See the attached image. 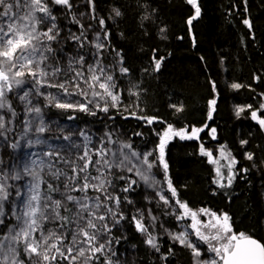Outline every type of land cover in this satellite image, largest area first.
I'll list each match as a JSON object with an SVG mask.
<instances>
[{"label":"snow or ice","instance_id":"snow-or-ice-1","mask_svg":"<svg viewBox=\"0 0 264 264\" xmlns=\"http://www.w3.org/2000/svg\"><path fill=\"white\" fill-rule=\"evenodd\" d=\"M184 3L190 6L185 23L195 47L193 27L202 18L203 7L201 0ZM242 4L247 12L248 0ZM137 6L143 9L141 28L156 22V8L146 0ZM122 7L113 2L105 16L100 15L97 0H0V149L17 153L11 166L0 157V264H127L121 260L124 253L115 248L127 235L113 234L114 229L124 233L126 225L159 254L161 264L184 259L183 253L177 256V245L188 252L184 264H264V221L244 226L224 209L190 207L169 171L168 145L179 139L198 141L199 154L214 166L212 195L220 192L231 203L232 193L226 189H232L238 176L247 178L250 168H237L240 161L227 145H221L214 156L202 141L201 133L206 131L211 139L217 138V128L209 123L218 108L217 82L209 78L206 119L200 126L177 127L159 115L144 114L139 101L146 89L135 83L122 89L117 83L130 76L123 50L111 40L113 26L124 16ZM241 22L254 40L251 18ZM166 33V26L159 27L161 39L167 38ZM119 35L124 38L123 32ZM157 53L152 49L143 73L161 72L166 57ZM252 79L259 83L262 76L254 73ZM228 86L234 91L246 87L238 82ZM259 95L264 101V92ZM169 107L177 120L182 118V102ZM52 108L66 114L68 121L77 120L75 113L92 117L103 113L101 119L107 121L114 122L119 115L142 121L141 127H164L151 129L157 137L154 147H147L149 141L139 149L131 139L116 137L113 130L92 132L71 126L65 132L60 121L46 112ZM245 112L264 131V102L235 106L237 119ZM53 124L61 135H50ZM248 143L240 141L242 147ZM245 159L254 161V153L246 151ZM161 172L162 179H157ZM141 183L154 193L142 199L155 207L137 206L128 195ZM161 216L184 222L183 230L165 227ZM163 236L171 243L162 252ZM132 264H137L135 257Z\"/></svg>","mask_w":264,"mask_h":264},{"label":"trees","instance_id":"trees-1","mask_svg":"<svg viewBox=\"0 0 264 264\" xmlns=\"http://www.w3.org/2000/svg\"><path fill=\"white\" fill-rule=\"evenodd\" d=\"M113 2L124 6V16L113 26L112 44L115 48L123 50L125 66L130 67V76L123 77L119 87L128 89L135 83L139 84L141 89H146L139 101L146 115H159L177 127L189 123L200 126L206 119L208 81L209 78L215 80L220 97L217 112L209 123L217 128V138L211 139L206 131L201 133L202 141L206 149L213 151L214 156H218L217 149L221 145H227L232 155L240 161L237 168H250L246 179L238 176L232 189H226L232 193L229 203L220 192L212 195L215 189L211 181L214 166L199 154V142L174 139L168 145V162L173 183L180 196L190 206H195L194 208L224 209L244 226L264 221V163L261 162L264 161V131L251 120L248 112L242 114L240 119L235 116L236 105L252 104L256 107L259 102H264L259 95L264 92V0H248L247 12L243 10L242 0H201L202 18L195 21L193 27L196 36L195 47L192 46L185 23L190 6L186 5L184 0H146L157 9L156 22L145 25L146 35L145 28L140 27L143 9L137 6L145 0H97L100 15L106 16L108 6ZM245 17L251 18L254 40L241 22ZM164 26L167 27V38L161 39L158 30ZM121 32L124 33V38L119 35ZM154 48L158 49V55L166 57L164 66L160 73L145 74L142 68L148 65ZM168 53L171 55L168 56ZM200 57H203V60ZM254 73L262 76L259 83L253 81ZM232 82L244 84L246 87L234 91L228 86ZM247 85H251L254 91ZM177 102L184 104V112L180 114L182 118L179 120L172 115V109L169 107L170 103ZM125 103L129 101L125 100ZM51 112L47 113L58 118L66 117V114L61 115L59 110L53 109ZM75 115L77 120L70 122H82V125L113 130L119 139H131L134 147L149 141L154 147L157 137L151 129L161 131L164 127L162 124H154L151 129L147 126L141 127L142 121L132 118L125 120L119 115L114 122L101 119L104 117L103 113H98L99 118L83 113ZM136 132H143V137L135 136ZM242 139L248 140L249 143L242 147ZM246 151L254 153V161L245 159ZM222 161L224 160H221V163ZM253 163L256 164L255 168L252 167ZM162 175L161 172L158 177L162 179ZM128 195L137 201L139 196H143V191L138 190ZM128 208L132 212L135 211L134 206L129 205ZM160 219L166 221L165 227L170 230H180L173 217L161 216ZM125 231L131 245H136L134 250L137 264H161L157 259L159 254H154L143 244V237L136 233L131 225H126ZM113 234L121 236L115 229ZM124 240L121 239L118 246H121ZM160 242L162 252L171 243L167 236H163ZM179 250L176 249L179 256L183 253L184 257L179 260V264H184L188 252L186 249ZM171 264H177V260H172Z\"/></svg>","mask_w":264,"mask_h":264},{"label":"rangeland","instance_id":"rangeland-1","mask_svg":"<svg viewBox=\"0 0 264 264\" xmlns=\"http://www.w3.org/2000/svg\"><path fill=\"white\" fill-rule=\"evenodd\" d=\"M54 91V90H53ZM53 119H56V118H54V117H52ZM46 119H47V117H46ZM56 120H58V119H56ZM60 124L61 125H63L64 126V129H65V132H67L68 131V129H69V127H71V126H77L75 123H72V122H61L60 121ZM78 127V126H77ZM79 128H84V127H79ZM86 129H88V130H90V131H92V132H96V130H94V129H89V128H86ZM13 136V134H10L9 135V139H10V136ZM15 137H17V139L19 138V136H20V134H19V132L18 133H16V131H15ZM50 135H56V136H58V135H61V133H60V131H59V128L55 125V124H53L52 125V132L50 133ZM124 138V137H123ZM122 140H124V139H122ZM54 143H67V142H64V141H53ZM0 157H2V149H0ZM3 158V157H2ZM4 159V161H5V164L7 163L6 162V159H5V157L3 158ZM157 179H160L158 176H157ZM11 182V181H10ZM138 190H142L143 191V196L144 195H154V193H153V191H152V189H150V188H146V186L145 185H143L142 183L140 184V186L139 187H137V189H136V191H138ZM143 196H139V199L136 201L137 202V206H147V207H155V204H152V205H148L143 199H142V197ZM144 203H145V205H144ZM123 223V222H122ZM179 224V227H180V230L179 231H181V230H183V224H184V222H179L178 223ZM157 231H160V232H162L163 230L162 229H157ZM119 232V231H118ZM127 232L124 230V233H122V232H119V234H121V236L122 235H124V234H126ZM193 240H195V237H193L192 238ZM175 248L178 250V251H180L179 250V246L177 245V246H175ZM180 253V252H179ZM177 254H178V252H177ZM178 256H179V254H178ZM136 258V251L135 250H133L131 247H129V249L126 251V252H124V255H122L121 256V260L122 261H127V264H132V262H133V258ZM137 260V259H136Z\"/></svg>","mask_w":264,"mask_h":264},{"label":"bare ground","instance_id":"bare-ground-1","mask_svg":"<svg viewBox=\"0 0 264 264\" xmlns=\"http://www.w3.org/2000/svg\"><path fill=\"white\" fill-rule=\"evenodd\" d=\"M115 55V53H113V56ZM116 75L119 77V73L117 72L116 73ZM123 77H120L119 79H118V81H117V83H118V85H121L120 84V81H121V79H122ZM54 108H52V109H47L46 110V112H49V113H52L51 112V110H53ZM50 115V114H49ZM51 117H54V118H56V119H58L59 121H61V122H70V121H66L67 119H66V117H61V118H58L57 116H53V115H50ZM82 122H80V123H75L78 127H84V128H89V129H94V130H97V129H99V128H97V127H91V126H89V125H87V124H81ZM15 131H16V133H18L19 132V134H20V132H21V128H20V126L19 125H17L16 126V129H15ZM12 135L10 136V139H12ZM18 137V136H17ZM16 137V138H17ZM145 147V144L143 145H141V146H139V147H137V148H139V149H143ZM147 147L148 148H152V145H151V143H148L147 144ZM34 150H39V149H34ZM17 155V153H14L11 149H2V157L4 158L5 157V159H6V164L7 165H9V166H11V165H13L14 163H15V160H14V158H15V156ZM224 163H226L225 161H222V163L221 164H224ZM213 177H214V174H213ZM213 177H211V181H212V179H213ZM212 189H213V187H212ZM181 197V196H180ZM181 199L183 200V198L181 197ZM190 205V204H189ZM190 207H192V206H190ZM195 207V206H194ZM194 207H192V208H194ZM195 209V208H194ZM127 235V234H126ZM131 245V242L128 240V239H126V240H124V243L121 245V246H115V248H116V251L118 252V254L119 253H124V252H126L128 249H129V246Z\"/></svg>","mask_w":264,"mask_h":264}]
</instances>
